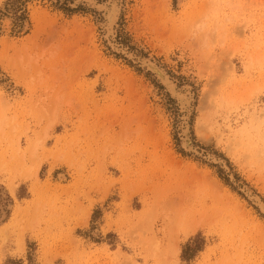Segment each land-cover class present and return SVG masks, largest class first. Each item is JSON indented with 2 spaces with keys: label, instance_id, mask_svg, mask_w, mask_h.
Wrapping results in <instances>:
<instances>
[{
  "label": "rangeland",
  "instance_id": "1",
  "mask_svg": "<svg viewBox=\"0 0 264 264\" xmlns=\"http://www.w3.org/2000/svg\"><path fill=\"white\" fill-rule=\"evenodd\" d=\"M91 1L0 0V264H264V0Z\"/></svg>",
  "mask_w": 264,
  "mask_h": 264
},
{
  "label": "bare ground",
  "instance_id": "2",
  "mask_svg": "<svg viewBox=\"0 0 264 264\" xmlns=\"http://www.w3.org/2000/svg\"><path fill=\"white\" fill-rule=\"evenodd\" d=\"M91 0H89L90 2ZM111 4L109 6V8H107V13H106V32H107V36H110L111 34L113 35V30H112V25L114 24V20L116 19V12L118 11L117 10V7H116V0H111ZM92 2V1H91ZM93 3V2H92ZM118 5V4H117ZM92 6V5H91ZM105 35V34H104ZM114 36V35H113ZM148 61V60H147ZM145 63V62H143ZM146 64V63H145ZM143 65V64H142ZM148 68L151 69L156 75V78L158 80H160V82H162L163 84L166 85V87L169 88V91H172L173 92V85H171V81L169 80V78L166 76V74L159 68V67H155L156 65L155 64H151V62H149L148 64ZM175 87V86H174ZM175 91V90H174ZM187 91H185L184 93H186ZM175 94V92H173ZM184 93H180V99L182 100V104H184V101H185V95ZM178 94V93H177ZM179 99V98H178ZM186 103V102H185ZM181 104V105H182ZM182 106H185V105H182ZM183 108V107H182ZM187 108V107H185ZM189 112V111H188ZM188 115V114H187ZM183 116V115H182ZM181 117V116H180ZM184 117V116H183ZM182 118V117H181ZM180 118V119H181ZM180 122V121H179ZM181 128V136H182V142L184 144V146H188L189 147V144L191 142V137H190V130H189V127H188V124L187 122L183 121L180 123L179 125ZM190 150V149H189ZM11 188L12 187V184L10 185ZM249 192V191H248ZM259 199V198H258ZM258 201V200H257ZM257 203V202H256ZM260 204V203H258ZM262 205V204H260ZM259 206V205H258ZM263 206V205H262ZM264 210V207H261ZM192 231H190V233H193L195 231V229H191Z\"/></svg>",
  "mask_w": 264,
  "mask_h": 264
},
{
  "label": "water",
  "instance_id": "3",
  "mask_svg": "<svg viewBox=\"0 0 264 264\" xmlns=\"http://www.w3.org/2000/svg\"><path fill=\"white\" fill-rule=\"evenodd\" d=\"M176 95V97H177V94H175ZM177 99H178V97H177ZM178 101H179V99H178ZM180 102V101H179ZM181 103V102H180Z\"/></svg>",
  "mask_w": 264,
  "mask_h": 264
}]
</instances>
